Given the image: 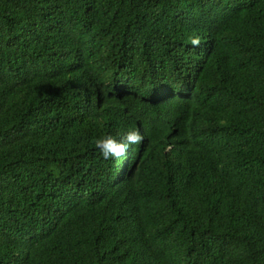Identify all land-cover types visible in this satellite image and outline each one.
<instances>
[{"label": "trees", "instance_id": "1", "mask_svg": "<svg viewBox=\"0 0 264 264\" xmlns=\"http://www.w3.org/2000/svg\"><path fill=\"white\" fill-rule=\"evenodd\" d=\"M0 264H264V0H0Z\"/></svg>", "mask_w": 264, "mask_h": 264}]
</instances>
